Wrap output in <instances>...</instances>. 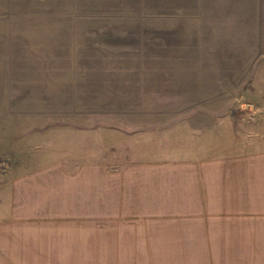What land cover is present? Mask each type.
<instances>
[{
	"label": "crops",
	"instance_id": "obj_1",
	"mask_svg": "<svg viewBox=\"0 0 264 264\" xmlns=\"http://www.w3.org/2000/svg\"><path fill=\"white\" fill-rule=\"evenodd\" d=\"M73 65L70 77L62 67L57 78L31 80V90L47 93L39 106L89 98L73 105L111 107L118 102L97 101L134 83L126 67ZM0 75V264H255L264 238V98L251 141L226 125L224 135L237 139L221 148L208 140L203 152L168 131L128 134L108 115L85 128L16 115Z\"/></svg>",
	"mask_w": 264,
	"mask_h": 264
},
{
	"label": "rangeland",
	"instance_id": "obj_2",
	"mask_svg": "<svg viewBox=\"0 0 264 264\" xmlns=\"http://www.w3.org/2000/svg\"><path fill=\"white\" fill-rule=\"evenodd\" d=\"M94 62L133 70L127 91L114 90L123 96L97 101L119 105L75 106L95 101L70 98L62 101L69 106L55 99V106H39L47 93L31 90L32 79L57 78L62 67L68 77L71 63ZM0 72L6 110L16 115L47 114L74 128L108 115V125L128 134L168 131L203 152L208 140L221 148L237 139L224 135L226 125L233 134L242 127L249 142V122L264 98V0H0ZM255 264H264V238Z\"/></svg>",
	"mask_w": 264,
	"mask_h": 264
},
{
	"label": "built area",
	"instance_id": "obj_3",
	"mask_svg": "<svg viewBox=\"0 0 264 264\" xmlns=\"http://www.w3.org/2000/svg\"><path fill=\"white\" fill-rule=\"evenodd\" d=\"M5 171H6L5 162H3L2 160H0V174L5 173Z\"/></svg>",
	"mask_w": 264,
	"mask_h": 264
}]
</instances>
